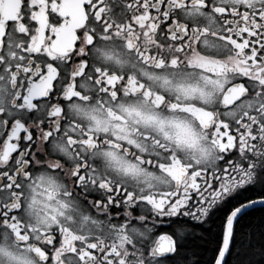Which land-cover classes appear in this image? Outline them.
<instances>
[{
	"label": "snow or ice",
	"instance_id": "obj_1",
	"mask_svg": "<svg viewBox=\"0 0 264 264\" xmlns=\"http://www.w3.org/2000/svg\"><path fill=\"white\" fill-rule=\"evenodd\" d=\"M0 264H264V0H0Z\"/></svg>",
	"mask_w": 264,
	"mask_h": 264
},
{
	"label": "trees",
	"instance_id": "obj_2",
	"mask_svg": "<svg viewBox=\"0 0 264 264\" xmlns=\"http://www.w3.org/2000/svg\"><path fill=\"white\" fill-rule=\"evenodd\" d=\"M260 213H253L252 215H250L249 217H246L242 222H241V231L244 232L246 231L249 226L252 227L253 231L256 233L255 235V241L257 242V244L261 243L260 241V237L258 235V231H259V220H260ZM240 245H244L247 243L246 239L241 238V240L239 241ZM256 261H259V256L255 257Z\"/></svg>",
	"mask_w": 264,
	"mask_h": 264
}]
</instances>
